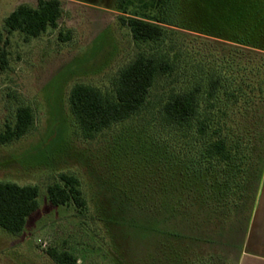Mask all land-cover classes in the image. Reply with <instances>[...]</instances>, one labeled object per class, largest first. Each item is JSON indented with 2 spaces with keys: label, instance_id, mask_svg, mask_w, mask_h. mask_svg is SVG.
I'll list each match as a JSON object with an SVG mask.
<instances>
[{
  "label": "trees",
  "instance_id": "1",
  "mask_svg": "<svg viewBox=\"0 0 264 264\" xmlns=\"http://www.w3.org/2000/svg\"><path fill=\"white\" fill-rule=\"evenodd\" d=\"M137 1L144 12L121 15L120 21L137 44L151 51L138 53L120 70L112 92L74 85L69 105L76 126L92 139L140 115L161 87L158 110L136 134L145 138L146 155L161 161L164 176L156 180L163 183L162 192L146 198L114 184L118 212L128 203L142 209L152 203L199 233L162 232L175 243L222 245L226 226L246 236L264 176V0H191L188 9L176 0ZM128 3L136 0H121L115 9L126 14ZM62 14L60 0H39L36 7L19 6L5 26L26 40L39 38L58 27ZM8 62V51L0 46V69ZM34 123L32 108L19 107L15 124L0 131V145L23 138ZM47 191L55 206L87 209L75 175L61 174ZM38 197L35 185L0 182V228L21 233L38 209ZM101 212L109 214L104 207ZM47 253L57 264L78 262L68 251Z\"/></svg>",
  "mask_w": 264,
  "mask_h": 264
},
{
  "label": "rangeland",
  "instance_id": "2",
  "mask_svg": "<svg viewBox=\"0 0 264 264\" xmlns=\"http://www.w3.org/2000/svg\"><path fill=\"white\" fill-rule=\"evenodd\" d=\"M60 1L58 27L26 40L22 33H9L5 22L19 6L36 7L39 0H0V46L9 60L8 68L0 69V131L15 124L19 107H31L35 117L26 136L0 145V182L39 189L38 209L23 231L12 234L0 228V264H57L47 253L50 249L68 251L77 264H237L245 235H234L228 226L222 245L184 239L175 243L163 233H199L152 203L144 209L128 203L118 212L122 207L114 184L146 198L162 192L163 183L156 180L164 176L161 161L146 155L141 146L145 138L136 134L158 110L161 87L154 89L140 115L92 139L77 128L69 95L78 83L112 92L120 70L138 53L151 51L137 44L120 21L121 15L144 10L137 0L126 5V14L115 9L121 0ZM176 1L184 9L192 4ZM61 174L80 180L85 212L51 203L48 186L59 182Z\"/></svg>",
  "mask_w": 264,
  "mask_h": 264
},
{
  "label": "crops",
  "instance_id": "3",
  "mask_svg": "<svg viewBox=\"0 0 264 264\" xmlns=\"http://www.w3.org/2000/svg\"><path fill=\"white\" fill-rule=\"evenodd\" d=\"M237 264H264V176Z\"/></svg>",
  "mask_w": 264,
  "mask_h": 264
}]
</instances>
